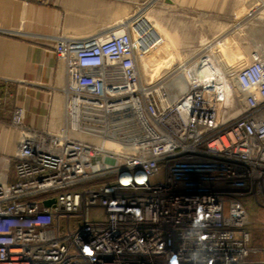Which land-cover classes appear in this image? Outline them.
<instances>
[{"label": "built area", "instance_id": "built-area-1", "mask_svg": "<svg viewBox=\"0 0 264 264\" xmlns=\"http://www.w3.org/2000/svg\"><path fill=\"white\" fill-rule=\"evenodd\" d=\"M141 26L61 36L50 126L14 110L24 137L0 182V264H264L250 259L264 246L251 247L247 203L264 206V49L234 85L199 76L207 55L180 62L171 100Z\"/></svg>", "mask_w": 264, "mask_h": 264}, {"label": "crops", "instance_id": "crops-1", "mask_svg": "<svg viewBox=\"0 0 264 264\" xmlns=\"http://www.w3.org/2000/svg\"><path fill=\"white\" fill-rule=\"evenodd\" d=\"M135 1L0 0V107L9 102L13 110L22 108L25 127L47 129L63 83V68L55 51L59 38L88 40L134 25ZM172 1L173 5H163L174 6ZM192 7L198 14L211 11L217 26H227L218 33L219 40L227 36L231 47L249 45L251 59L264 44V0H193ZM194 56L174 62L172 68L198 55ZM2 111L0 122L10 124L13 111L7 116ZM23 137L17 130L0 132V164L4 166L18 153Z\"/></svg>", "mask_w": 264, "mask_h": 264}, {"label": "rangeland", "instance_id": "rangeland-1", "mask_svg": "<svg viewBox=\"0 0 264 264\" xmlns=\"http://www.w3.org/2000/svg\"><path fill=\"white\" fill-rule=\"evenodd\" d=\"M154 3L135 1L137 23L142 25L141 28L144 27L143 29L148 31L147 33L156 43L149 64L153 79L169 78L170 76L167 75L172 70L174 62L185 60L194 55H198V57L211 55L212 53L208 51L202 53L209 44L213 46V50L219 55L221 63L226 66L227 74L234 85L236 71L252 60V51L247 47L249 45H245L246 47H231L229 41H227V36H223V39L219 40L218 33L227 29V26H217V22L209 10H202L199 14L194 12L193 0H175L174 6L163 5L166 4L164 0L163 3ZM261 45L260 50L264 49V44ZM239 61L241 63H238ZM149 69L144 66V78L150 76ZM0 109L3 110L2 113H5L3 116L9 115L15 110V108L12 109L9 102ZM6 130L16 129L12 122L10 124L0 122V132ZM14 166V156L8 158L4 166L0 164V181L4 180L5 175H8L9 181L10 178L12 179L15 176ZM163 179L164 175L159 178L161 181ZM152 181L156 183L158 180L153 179ZM247 203L251 246L261 248L264 246V206L258 204L254 199L249 200ZM98 217L102 218L100 215ZM78 225L79 222H75L72 229L74 230ZM250 259L260 261L264 260V256L254 254L251 255Z\"/></svg>", "mask_w": 264, "mask_h": 264}, {"label": "bare ground", "instance_id": "bare-ground-1", "mask_svg": "<svg viewBox=\"0 0 264 264\" xmlns=\"http://www.w3.org/2000/svg\"><path fill=\"white\" fill-rule=\"evenodd\" d=\"M206 51L211 52V55H207L206 58L201 59L200 62H204L205 66L204 70H201L198 74L202 78L212 79V78H223L224 75L227 76V70L223 69L220 64V60L218 54L213 50V47L208 45L202 53ZM214 71V72H213ZM169 78H165L166 85L169 89V99L174 100L178 97L184 90L185 84L179 76L167 75ZM124 138H126L124 136ZM113 143V142H112ZM113 145V144H111Z\"/></svg>", "mask_w": 264, "mask_h": 264}, {"label": "water", "instance_id": "water-1", "mask_svg": "<svg viewBox=\"0 0 264 264\" xmlns=\"http://www.w3.org/2000/svg\"><path fill=\"white\" fill-rule=\"evenodd\" d=\"M165 3L173 5L172 0H165ZM43 204L45 207H55L56 201L55 200H47V201H44Z\"/></svg>", "mask_w": 264, "mask_h": 264}]
</instances>
